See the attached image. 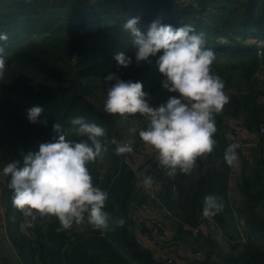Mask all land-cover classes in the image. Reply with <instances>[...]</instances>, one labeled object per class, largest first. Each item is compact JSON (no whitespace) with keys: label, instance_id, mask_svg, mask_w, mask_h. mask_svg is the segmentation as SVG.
Masks as SVG:
<instances>
[{"label":"trees","instance_id":"obj_1","mask_svg":"<svg viewBox=\"0 0 264 264\" xmlns=\"http://www.w3.org/2000/svg\"><path fill=\"white\" fill-rule=\"evenodd\" d=\"M196 1L197 6L184 7L171 0H0V32L9 35L7 41L0 42L8 55L0 94L8 93L25 102L26 110L34 105L43 107L40 121L25 135L24 153L38 151L40 143L52 140L56 122L64 126L68 139H81L71 123L77 116L105 127L109 141L113 137L119 140L121 115L109 114L94 103L95 93H107L104 76L109 71H117L125 80L142 81L153 106L174 94L166 89L161 93L164 77L155 58L151 64L137 66L134 62L126 68L117 67L114 53L132 51L130 36L123 28L126 19L140 17L138 27L142 31L156 19L175 27L189 23L196 31H203L206 47L216 54L212 72L224 80L225 89L232 87L234 78L240 83L236 92L228 94L231 99L223 111L215 116L213 155L197 158L196 178L191 185L185 184L184 173L169 176L167 169L156 163L163 180L160 199L172 214L169 223L175 231L173 239L186 243L183 225H197L203 216L205 196L212 193L221 197L224 207L211 217L227 237L230 251L222 253L215 240L199 235L190 249L208 257L196 264H264V215L258 212L261 209L264 213V160L254 163L248 174L243 171L238 187L244 199L242 206L235 208L228 195L229 164L224 159L226 119L241 118L252 132L263 120L264 104L258 101L264 89L253 76L259 66H264V0ZM73 75L79 94L72 98L67 79ZM138 130L135 140L143 144ZM114 148L109 144L108 151L88 167L93 182L109 193L106 210L113 217L123 216L126 223L109 230L84 223L57 231L58 219L43 216L33 228V243L10 235L21 264H156L133 231L132 208L147 198L136 188L131 171ZM21 151L15 157L22 166ZM10 191L8 178L4 190L8 212ZM22 217L21 212L19 224ZM241 221L244 235L239 231Z\"/></svg>","mask_w":264,"mask_h":264},{"label":"clouds","instance_id":"obj_2","mask_svg":"<svg viewBox=\"0 0 264 264\" xmlns=\"http://www.w3.org/2000/svg\"><path fill=\"white\" fill-rule=\"evenodd\" d=\"M139 19L131 17L123 24L132 51L114 53L117 67L126 68L134 62L137 66L151 64L155 58L164 77L162 87L174 94L153 106L142 81L125 80L112 70L104 76L107 83L104 110L121 116L139 114L146 125L139 128L138 135L155 150L167 174L189 173L198 157L213 151L215 116L231 98L225 91L224 80L212 72L216 54L206 47L203 31H196L189 23L175 27L160 19L153 20L147 31H142ZM8 39V33L0 32V42ZM7 58L0 43V80L5 77ZM42 112V106L34 105L26 110L27 119L37 123ZM71 123L81 139H68L64 126L56 122L52 140L40 143L38 151H21L22 166L19 159H13L0 168V176L9 178L13 204L33 220L37 214L56 217L60 224L57 231L84 223L100 230L122 227L125 218L113 217L106 210L109 193L93 182L88 165L107 152L109 144L115 146L118 155L133 152L132 144L114 137L109 141L105 127L83 116L72 118ZM238 148V143H232L224 152L230 166L238 163ZM145 183L150 185L152 177H146ZM223 207L221 197L209 193L204 198L202 214L214 216Z\"/></svg>","mask_w":264,"mask_h":264},{"label":"built area","instance_id":"obj_3","mask_svg":"<svg viewBox=\"0 0 264 264\" xmlns=\"http://www.w3.org/2000/svg\"><path fill=\"white\" fill-rule=\"evenodd\" d=\"M30 1L25 0L27 3ZM171 1L184 7L196 6L194 5L196 0ZM253 79L264 89V66L261 65L256 69ZM225 126L226 146L228 147L232 143L239 144V148L236 150L239 154L238 163L234 166L229 165L228 195L231 198L232 190L235 188L240 173L241 157L249 154L264 138V114L262 123L254 132L249 131L243 125L241 118H227ZM121 142L132 144L133 152L118 156L121 163L131 171L136 188L147 198L146 202L135 205L132 209L133 219L143 223V226L137 228L134 233L138 244L151 253L156 264H196V262L206 259L208 256L204 252L192 251L188 248L179 251L172 242L171 230L168 224V218L172 214L160 199L163 180L160 177V170L156 166L158 156L154 153L155 150L150 145L146 143L138 144L131 138H124ZM149 176L152 177L150 185L145 183V178ZM7 185L8 177L0 176V240L11 243L7 218L8 207L4 196ZM22 214L23 217L19 224L20 230L33 233L34 226L40 224L41 216L37 214L36 219L33 220L31 216L25 215L23 212ZM234 214L236 215L235 212ZM240 225H243L242 221ZM183 229L189 231L193 237L202 235L215 241L225 239L223 230L211 216L206 217L203 215L199 218L196 226L184 224ZM209 258L214 260L215 256L211 255Z\"/></svg>","mask_w":264,"mask_h":264},{"label":"rangeland","instance_id":"obj_4","mask_svg":"<svg viewBox=\"0 0 264 264\" xmlns=\"http://www.w3.org/2000/svg\"><path fill=\"white\" fill-rule=\"evenodd\" d=\"M161 1L164 2L166 0H161ZM194 5L197 6V1H195ZM239 83L240 82L236 78H234L232 87H228L225 89L226 93L230 94L231 92H236ZM106 95L107 93L101 90L98 93H95L94 96L95 105L99 107H104V101L106 99ZM26 107H27L26 103L21 101L20 99L14 96H10L8 93L0 94V168L3 165L10 162L11 160L16 159V157L18 156L17 153H19V151H21L23 147L25 135L30 130L31 126L34 124L29 122V120L27 119ZM128 115L131 114L123 115L121 116V119L124 117V119L126 120L127 119L128 120L130 119L131 121L135 120V122L134 121L132 122L133 125L128 124L132 129L133 128L137 129L138 124L144 122L143 117H140L139 114L133 115L134 117H136V119H133V117H131L132 115L129 117ZM127 126H123L120 124L118 127L120 133L123 129H126ZM131 136L133 137V140H135L133 132ZM132 137H126V138L132 139ZM11 156L14 157L12 158ZM193 174H194L193 169L189 173H186L188 179L186 180L187 181L186 183L190 182V179L193 176ZM12 196H13V190L8 192L7 194V198L10 202L9 204L10 209L7 218L10 229V235L14 237L17 234V231L19 230V221L22 211L15 207L12 201ZM258 212L261 216L264 215L261 209L260 210L258 209ZM0 264H21L17 253V249L12 243L0 242Z\"/></svg>","mask_w":264,"mask_h":264},{"label":"crops","instance_id":"obj_5","mask_svg":"<svg viewBox=\"0 0 264 264\" xmlns=\"http://www.w3.org/2000/svg\"><path fill=\"white\" fill-rule=\"evenodd\" d=\"M259 85V84H258ZM260 86V85H259ZM261 87V86H260ZM262 88V87H261ZM163 91H161V93H164V91H165V89H162ZM264 96H262V97H260L259 98V103H261V104H264V99H262ZM166 99H163L162 100V102H164ZM129 116H131V115H129ZM128 116V117H129ZM131 117H133V119H136V117H134L133 115L131 116ZM130 120V119H129ZM128 119L126 120V119H124V117L122 118V119H120V123L119 124H121V125H123V126H127L128 124L129 125H133V121L135 122V120H133V121H129ZM127 122V123H126ZM145 120H144V122H141L140 124H138V128L137 129H139V128H141V127H143V125L145 124ZM127 126L126 127V129H123L122 131H121V133H120V131H119V141H122L124 138H126V137H132L131 136V134H132V132L134 133V131H132V128L130 127V126ZM135 125H136V123H135ZM135 138V137H134ZM132 139H133V137H132ZM136 141V140H135ZM154 153L156 154V152L154 151ZM211 154L213 155V151L211 152ZM264 160V140H262L259 144H258V146L255 148V149H253L252 151H250L249 152V154H247V155H243L242 157H241V160H240V165H239V167H240V173H239V176H238V179H237V181H236V185H235V188L232 190V197L230 198V200H231V203H232V205H233V207H235V208H239L240 206H242V203H243V200L242 199H244L243 198V196H242V194H241V191H240V189H239V187H238V183H239V181H240V179H241V176H242V174H243V171H245V173L246 174H248L249 172H250V169L251 168H253L252 166H253V164L254 163H260L261 161H263ZM159 160H157V162H158ZM193 172H194V174H193V176L191 177V179H190V182H188V183H186L187 181H185V184L188 186V185H191L193 182H194V180H195V178H196V173H197V171H196V165L194 166V168H193ZM185 174V178H186V180H188L187 179V175H186V173H184ZM240 199V200H239ZM241 200H242V203H241ZM134 208V207H133ZM132 208V209H133ZM132 212V217H133V211H131ZM20 218H21V216H20ZM134 220V219H133ZM136 220V219H135ZM135 220H134V222H135ZM168 224H169V227H170V230H171V238H172V242L174 243V245H175V247L179 250V251H181L182 249H184V248H188V249H190V244H192L193 243V239L195 238V237H193L192 236V234L189 232V231H187V230H184L183 229V231H185V232H187V234H186V239H187V242L186 243H183L182 241H176V240H174L173 238H174V235H175V231L172 229V227H171V225H170V223H169V218H168ZM141 226H143V223H141L140 221H138V220H136V222H135V226H134V229H133V231H134V233H135V230H137V228H140ZM239 231L241 232V234H243L244 235V233H245V227H244V225H240L239 226ZM184 234V233H183ZM185 235V234H184ZM18 239H20L21 237H23V240H25V243H27L28 244V242H31V243H33L34 242V240H35V235L33 234V233H26V232H24V231H21L20 230V228H19V230L17 231V234L15 235ZM14 236V237H15ZM0 242L1 243H5L4 241H2V240H0ZM217 243H218V246H219V248H220V251L222 252V253H229V251H230V249H229V245H228V241H227V237H225V239L224 240H220V241H216Z\"/></svg>","mask_w":264,"mask_h":264},{"label":"water","instance_id":"obj_6","mask_svg":"<svg viewBox=\"0 0 264 264\" xmlns=\"http://www.w3.org/2000/svg\"><path fill=\"white\" fill-rule=\"evenodd\" d=\"M68 88L71 90V97H75L79 94V89L76 86L75 76L73 75L70 79H67Z\"/></svg>","mask_w":264,"mask_h":264}]
</instances>
